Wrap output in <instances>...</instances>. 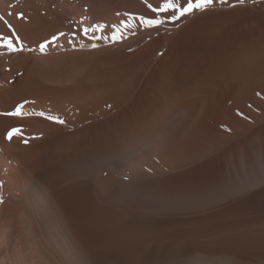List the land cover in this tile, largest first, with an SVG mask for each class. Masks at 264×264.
<instances>
[{
  "label": "bare ground",
  "instance_id": "bare-ground-1",
  "mask_svg": "<svg viewBox=\"0 0 264 264\" xmlns=\"http://www.w3.org/2000/svg\"><path fill=\"white\" fill-rule=\"evenodd\" d=\"M161 3L0 0V264H264L251 0Z\"/></svg>",
  "mask_w": 264,
  "mask_h": 264
},
{
  "label": "snow or ice",
  "instance_id": "snow-or-ice-1",
  "mask_svg": "<svg viewBox=\"0 0 264 264\" xmlns=\"http://www.w3.org/2000/svg\"><path fill=\"white\" fill-rule=\"evenodd\" d=\"M213 2L214 0H184V2L181 3L180 0H163V3L159 4L156 7H152L151 5H149L151 11L156 14V18L144 19V17H140V19L143 20V23L149 27L161 25L164 23V21L159 18L160 14L166 15L170 21L176 22L186 15L193 14L194 11L207 9L213 4ZM241 2H243V0H241ZM84 32L85 34H87L88 29H84ZM3 47L7 48L9 51H17L12 40L7 37H5L3 40ZM40 47L41 50H43L44 45L42 44ZM93 47H95V45H93ZM11 114L21 115L22 113L20 107H17L16 111ZM38 115H43V113H38ZM49 119L56 118L49 117ZM61 123H63V121H61ZM17 133L18 130L13 129L8 133V138L11 139L12 136Z\"/></svg>",
  "mask_w": 264,
  "mask_h": 264
},
{
  "label": "rangeland",
  "instance_id": "rangeland-1",
  "mask_svg": "<svg viewBox=\"0 0 264 264\" xmlns=\"http://www.w3.org/2000/svg\"><path fill=\"white\" fill-rule=\"evenodd\" d=\"M251 3L252 5L251 4L249 6L245 5L246 6L245 9L243 13H241L240 18L242 22H244V25H245L244 30L246 32L248 31L247 33L252 35L253 37L264 39V0H251ZM247 16H249L250 18ZM160 176L161 178H163L165 177V174L164 176L163 174H159V175L153 176L152 178L148 177L149 181L147 180L148 178H145L141 181H143V183L145 182V183L150 184L151 182H154L155 180L157 181V179L159 180L160 178H157V177H160Z\"/></svg>",
  "mask_w": 264,
  "mask_h": 264
}]
</instances>
